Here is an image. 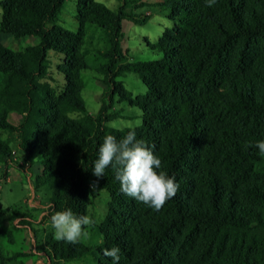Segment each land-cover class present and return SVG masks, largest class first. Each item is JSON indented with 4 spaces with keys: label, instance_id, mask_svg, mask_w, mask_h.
<instances>
[{
    "label": "trees",
    "instance_id": "1",
    "mask_svg": "<svg viewBox=\"0 0 264 264\" xmlns=\"http://www.w3.org/2000/svg\"><path fill=\"white\" fill-rule=\"evenodd\" d=\"M67 1L0 0L2 33L40 38L19 51L0 42V129L16 135L29 163L41 160L35 184L52 190L50 216L67 209L88 215L97 193H108L96 264H113L104 250L115 247L119 264H264V157L255 147L264 141V0H216L212 7L166 0L174 26L149 43L163 55L152 61L127 60L122 21L130 16L123 9L76 0L72 31L58 23ZM54 53L64 86L48 78ZM89 69L107 86L96 114L82 98ZM128 73L139 76L146 95L132 98L118 80ZM116 95L142 111L140 127L108 126L119 116ZM130 130L180 185L161 211L124 195L111 168L93 175L103 138ZM12 160L11 138L0 139V163ZM10 211L0 203V242H15L3 226ZM27 217L12 210L9 219ZM48 246L51 262L93 251L51 237ZM26 257L0 246V264H26Z\"/></svg>",
    "mask_w": 264,
    "mask_h": 264
},
{
    "label": "rangeland",
    "instance_id": "2",
    "mask_svg": "<svg viewBox=\"0 0 264 264\" xmlns=\"http://www.w3.org/2000/svg\"><path fill=\"white\" fill-rule=\"evenodd\" d=\"M105 4L113 10L123 9L129 15L122 21L124 39L123 49L129 61H152L158 60L163 55L152 49L149 43H156L167 29L174 26V21L168 18V11L163 10L166 0H96ZM76 0H68L60 16L59 24L63 27L76 31L78 22L76 19ZM141 20L142 23L134 20ZM2 20V9L0 7V25ZM40 38L37 36H25L15 38L2 33L0 30V42L13 51H19L26 46L38 44ZM61 62L58 54L50 57L48 71L49 81L55 86H64V75L59 74L57 69ZM94 62H91V66ZM1 79V76H0ZM118 80L124 83L127 90L132 93L135 100L139 96L146 95L147 87L135 73H128ZM84 91L82 98L88 111L92 114L98 113L107 86L101 81V76L93 69L83 72ZM119 116L108 123L110 128L124 129L136 128L143 124L142 111L127 102H119L118 95L115 96L113 109ZM11 122L15 125L20 123V117L12 115ZM11 138L13 149V160L8 164L0 163V203L8 208L10 213L3 226L11 231L14 243H9L6 236L1 240L0 246L4 252L12 254L22 252L28 257L22 258L26 264H96L94 248L100 243L97 227L101 223L105 206L108 202V193L98 192L88 206V216L94 220V225L86 227L87 235L81 242L93 248L85 257L70 262H51L44 249H50L48 240L54 238V229L50 222V206L52 201V190L49 185L38 187L35 184L37 175L42 173L41 160L36 157L34 164L27 161L26 155L18 148L16 135H10L7 131L0 129V139ZM12 210H18L27 214V219L10 220ZM49 236V238H48Z\"/></svg>",
    "mask_w": 264,
    "mask_h": 264
},
{
    "label": "clouds",
    "instance_id": "3",
    "mask_svg": "<svg viewBox=\"0 0 264 264\" xmlns=\"http://www.w3.org/2000/svg\"><path fill=\"white\" fill-rule=\"evenodd\" d=\"M206 3L212 7L216 0H206ZM255 147L264 157V141H257ZM161 167L162 161L152 148L136 138L135 130H130L120 139L112 134L103 138L98 158L94 161L93 175L103 177L106 169L111 168L124 195L158 212L178 194L180 188L175 177L160 171ZM50 222L54 238L73 245L87 235L86 227L94 225L92 217L75 215L71 209L53 212ZM119 251L118 247L105 249L104 255L111 257L113 264H119Z\"/></svg>",
    "mask_w": 264,
    "mask_h": 264
},
{
    "label": "crops",
    "instance_id": "4",
    "mask_svg": "<svg viewBox=\"0 0 264 264\" xmlns=\"http://www.w3.org/2000/svg\"><path fill=\"white\" fill-rule=\"evenodd\" d=\"M29 264V263H28Z\"/></svg>",
    "mask_w": 264,
    "mask_h": 264
}]
</instances>
